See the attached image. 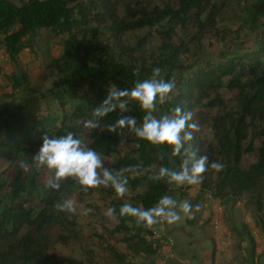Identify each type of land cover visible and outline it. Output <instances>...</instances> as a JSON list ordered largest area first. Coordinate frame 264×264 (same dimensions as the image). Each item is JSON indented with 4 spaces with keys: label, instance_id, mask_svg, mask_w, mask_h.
<instances>
[{
    "label": "trees",
    "instance_id": "obj_1",
    "mask_svg": "<svg viewBox=\"0 0 264 264\" xmlns=\"http://www.w3.org/2000/svg\"><path fill=\"white\" fill-rule=\"evenodd\" d=\"M36 31L65 36V59L54 87L0 114V264H141L159 254L146 228L118 213L126 202L148 209L169 195L172 185L150 179L171 166L168 150L161 159L159 148L126 130L121 144L106 130L119 110L101 120V128H83L111 86L130 89L156 67L176 81L162 114L181 106L200 125L191 144L208 157L201 191L224 204L243 202L264 225V0H0V49L11 61ZM12 80L23 86L18 76ZM129 107L124 115L142 123L144 113L134 103ZM69 131L83 133L106 167L140 166L144 174H128L123 198L103 186L83 193L72 180L59 191L46 189L50 173L37 169L32 157L43 136ZM174 159L178 167L181 157ZM212 162L223 169L213 170ZM74 196L77 214L55 208ZM109 207L118 222L105 216ZM84 208L93 211L85 216ZM229 230L239 240L250 237L249 262L258 261L264 251L258 252L249 226ZM246 253L226 264L241 263Z\"/></svg>",
    "mask_w": 264,
    "mask_h": 264
},
{
    "label": "clouds",
    "instance_id": "obj_2",
    "mask_svg": "<svg viewBox=\"0 0 264 264\" xmlns=\"http://www.w3.org/2000/svg\"><path fill=\"white\" fill-rule=\"evenodd\" d=\"M134 75H140L139 69H136ZM175 94V79L165 80L162 69L156 67L149 77L135 80L130 89L111 86L107 98L101 106L91 112V119L83 122V128H101L100 121L119 110L120 118L106 125V130L120 136L121 144L126 143V130L127 135L159 148L161 159L165 158L163 153L168 150L167 158L171 166L160 167L150 179L156 182L164 181L177 188L199 185L203 181V174L209 168V163L207 155H199L198 149L191 144L195 138L194 133L200 130V125L193 118V112L176 106L170 114L157 115L160 107L169 103ZM133 103L144 113L142 123H138L133 116L124 115L131 111L129 105ZM42 140V147L32 160L37 169L46 167L50 173L45 183L46 189L59 191L66 181L72 180L83 193L103 186L113 189L117 197L123 198L129 192L128 174H144L140 166H127L119 170L106 167L102 155L88 147L83 133L80 136L71 131L60 136L45 135ZM176 157H181L178 167L174 159ZM21 167L27 170L29 166L21 162ZM210 167L219 172L224 166L219 162H212ZM200 207L199 204L193 206L188 200L177 201L169 195H164L156 205L148 209L142 206L134 207L126 202L120 207L118 216L132 218L138 228H150L158 223L174 225L185 217L191 219L200 211ZM55 208L69 214H77L78 211L76 202L71 198L57 202ZM92 211L91 208H84L82 214L87 216ZM105 216L118 222L114 208L109 207Z\"/></svg>",
    "mask_w": 264,
    "mask_h": 264
},
{
    "label": "rangeland",
    "instance_id": "obj_3",
    "mask_svg": "<svg viewBox=\"0 0 264 264\" xmlns=\"http://www.w3.org/2000/svg\"><path fill=\"white\" fill-rule=\"evenodd\" d=\"M64 40L65 36L63 35H58L50 31H36L26 38L27 48H25L19 60L11 61L10 59H2L0 57V114L6 113L30 95L47 91L57 84L61 77L60 71L65 59L63 51ZM21 74L23 76L24 84L22 87L16 88L12 77L18 76L19 78ZM226 95L230 96L229 93H226ZM160 114H162L161 109L157 115ZM192 187L201 190L200 185L190 187L183 186L179 188L172 185L169 196L177 198L179 201L182 199L188 200L193 206L196 204L201 206L200 211L196 212L193 218L189 219L185 217L181 220V225L184 229L188 232H194L193 237H195V234H201L197 237L199 240H195V243L192 245V248L198 249L197 255L200 257L198 259H203L201 264H226L227 261H233L241 250L246 251L247 255L246 257L241 258L242 262L238 264H264V254L258 258V261H254V263L249 262L251 245L250 237L248 235L241 236L239 240L237 239L238 235L232 236L231 234L234 242L233 246L238 245L239 243L241 246L240 249L236 246H232L231 249H226L219 248L217 244L214 245L213 232L208 217L209 210L205 207V203L207 202L206 196L202 191L201 193L195 192L194 189H191ZM72 199L76 201L75 196ZM242 205H244L247 212L251 211L249 206L244 203ZM259 221L258 218L251 214V218L244 220L238 229L243 231V226L247 224L251 236H253L257 242L258 252L263 253L264 231L262 229L264 228V225H260V223H258ZM233 228L237 229L235 226ZM209 240L212 242V250L211 247L209 249H205L204 247V244L208 243ZM188 241L189 238L187 235L183 234L182 243L185 248L182 249V256H185L183 260L185 261V264H198L197 260L195 261L190 258V252L192 249L188 244ZM74 255L78 256L80 253L75 252ZM158 258V253L150 255L143 259L141 264H156ZM177 262L176 264H180Z\"/></svg>",
    "mask_w": 264,
    "mask_h": 264
},
{
    "label": "built area",
    "instance_id": "obj_4",
    "mask_svg": "<svg viewBox=\"0 0 264 264\" xmlns=\"http://www.w3.org/2000/svg\"><path fill=\"white\" fill-rule=\"evenodd\" d=\"M0 57L9 59L4 51L0 49ZM195 192L201 193L200 189L193 188ZM197 190V191H196ZM205 207L209 210V217L214 233L216 244L219 248L231 249L234 242L230 233L225 228L224 213L225 204L211 194L205 193ZM147 230V239L154 242V246L159 249V258L156 264H172L176 259L175 240L169 234L167 223H158ZM259 251V250H258Z\"/></svg>",
    "mask_w": 264,
    "mask_h": 264
},
{
    "label": "crops",
    "instance_id": "obj_5",
    "mask_svg": "<svg viewBox=\"0 0 264 264\" xmlns=\"http://www.w3.org/2000/svg\"><path fill=\"white\" fill-rule=\"evenodd\" d=\"M193 188L194 187H192L191 189L193 190ZM174 199L177 200V198H174ZM184 200L185 199H182L181 201H184ZM177 201H179V199ZM242 204L243 203H241V202H234V201H230L229 203L225 204L226 209H225L224 221H225V228L229 233H230L229 227L235 226L238 229L240 227V225H242L244 220L251 218V213L247 212L244 205H242ZM208 217H209V215H208ZM209 221H210V217H209ZM181 224H182V221H180L174 225H168L169 234L175 239V250H176V255H177V259L172 264H176L177 261H178L177 263L185 264V261L183 260L185 258V256H182V254H183L182 249L184 248L183 243H182L183 234H186L187 237L189 238L188 244L190 245V247L192 249L190 252L191 253L190 258H192V260L194 259L195 261L197 260L198 264H201L203 259H198V258H200L197 255L198 249L192 248V245L195 243V240H197L198 239L197 237L200 236L201 234L200 235H198L199 233L195 234V237H193L194 232L193 231L188 232L186 229L183 228V226ZM211 228H212V226H211ZM212 232H213V230H212ZM230 235H231V233H230ZM213 237H214V233H213ZM204 247H205V249L206 248L209 249L211 247V250H212L213 246H212L211 240H209L208 243L204 244ZM192 256H194V257H192Z\"/></svg>",
    "mask_w": 264,
    "mask_h": 264
},
{
    "label": "water",
    "instance_id": "obj_6",
    "mask_svg": "<svg viewBox=\"0 0 264 264\" xmlns=\"http://www.w3.org/2000/svg\"><path fill=\"white\" fill-rule=\"evenodd\" d=\"M19 81H21V82L24 84V80H23V76H22V74H21L20 77H19Z\"/></svg>",
    "mask_w": 264,
    "mask_h": 264
}]
</instances>
